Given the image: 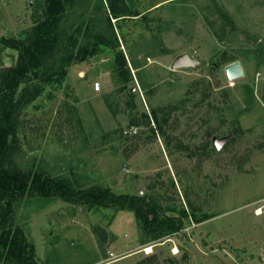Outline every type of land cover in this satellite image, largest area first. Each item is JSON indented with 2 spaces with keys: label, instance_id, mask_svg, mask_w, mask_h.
Masks as SVG:
<instances>
[{
  "label": "rangeland",
  "instance_id": "374dc122",
  "mask_svg": "<svg viewBox=\"0 0 264 264\" xmlns=\"http://www.w3.org/2000/svg\"><path fill=\"white\" fill-rule=\"evenodd\" d=\"M40 1L0 0V39L24 36ZM118 5L140 14L114 18L109 0H74L65 23L84 18L76 49L87 26L94 39L116 35L132 79L123 81L109 47L71 64L22 109L15 162L74 187L146 197L183 227L152 240L131 210L54 196L18 202L15 225L38 264H264V0ZM183 52L200 63L172 69ZM17 55L0 40V67ZM237 60L244 74L231 80L225 67ZM160 106L165 135L143 116ZM227 135L215 147L213 137Z\"/></svg>",
  "mask_w": 264,
  "mask_h": 264
},
{
  "label": "trees",
  "instance_id": "16d2710c",
  "mask_svg": "<svg viewBox=\"0 0 264 264\" xmlns=\"http://www.w3.org/2000/svg\"><path fill=\"white\" fill-rule=\"evenodd\" d=\"M109 1L110 14L114 18L140 14L131 12L125 5H118L122 0ZM73 3L74 0H42L35 5V22L24 36H3L0 39L4 46L18 51L14 65L0 67V264H38L35 247L14 222L15 205L32 196H54L95 210H131L152 240L177 233L183 227L182 219L161 215L158 207L146 197L117 194L109 186L96 184L74 187L49 172L26 170L15 162L16 134L22 109L39 97L46 85L61 84L71 64L109 47L118 52L116 68L123 81L127 83L132 79L116 35L109 38L99 30L94 39L92 27L87 26L76 49L77 34L82 32L85 21L84 18L80 23L73 20L66 25L65 18ZM257 51L264 55L262 43ZM108 107L113 109L111 104ZM143 116L148 122L150 117L155 121L156 128L151 127L154 134L159 130L165 135L164 124L168 122L165 108L153 107L150 114L144 113Z\"/></svg>",
  "mask_w": 264,
  "mask_h": 264
},
{
  "label": "water",
  "instance_id": "95a60500",
  "mask_svg": "<svg viewBox=\"0 0 264 264\" xmlns=\"http://www.w3.org/2000/svg\"><path fill=\"white\" fill-rule=\"evenodd\" d=\"M30 3H32V1H30ZM199 63H200L199 59H197L196 57H194L193 55H191L187 52H183V53L176 55V57L174 58V60L171 64V68L177 69L180 67L195 66ZM225 71H226L228 78L231 80L239 78L244 74L242 63L239 60L231 62L228 65H226ZM233 136L234 135H227V136H223V137L214 136L213 137V143H214L215 147L221 148L222 145L226 141L231 139Z\"/></svg>",
  "mask_w": 264,
  "mask_h": 264
},
{
  "label": "built area",
  "instance_id": "2783aa9c",
  "mask_svg": "<svg viewBox=\"0 0 264 264\" xmlns=\"http://www.w3.org/2000/svg\"><path fill=\"white\" fill-rule=\"evenodd\" d=\"M94 88H95L96 90H98V89L100 88V82H99V81H95V82H94Z\"/></svg>",
  "mask_w": 264,
  "mask_h": 264
},
{
  "label": "bare ground",
  "instance_id": "6f19581e",
  "mask_svg": "<svg viewBox=\"0 0 264 264\" xmlns=\"http://www.w3.org/2000/svg\"><path fill=\"white\" fill-rule=\"evenodd\" d=\"M261 211V210H260ZM147 252H151L152 251V245L151 246H148L146 249H145Z\"/></svg>",
  "mask_w": 264,
  "mask_h": 264
}]
</instances>
